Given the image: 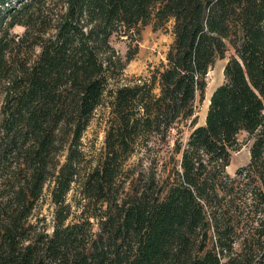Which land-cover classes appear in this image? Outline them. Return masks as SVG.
<instances>
[{
	"label": "trees",
	"instance_id": "obj_1",
	"mask_svg": "<svg viewBox=\"0 0 264 264\" xmlns=\"http://www.w3.org/2000/svg\"><path fill=\"white\" fill-rule=\"evenodd\" d=\"M169 21L165 61L114 85L136 49L122 59L111 35ZM0 87V264H264V0H0ZM102 106L93 154L81 138ZM184 122L166 175L135 176L131 155ZM242 132L250 159L230 176Z\"/></svg>",
	"mask_w": 264,
	"mask_h": 264
},
{
	"label": "rangeland",
	"instance_id": "obj_2",
	"mask_svg": "<svg viewBox=\"0 0 264 264\" xmlns=\"http://www.w3.org/2000/svg\"><path fill=\"white\" fill-rule=\"evenodd\" d=\"M171 23L169 21L159 27H154L153 23L146 24L140 28L138 34H134L132 37L126 36L122 32L111 35L110 43L122 59L125 58L129 48L136 49L132 58L125 65L118 81H113L114 85L131 83L138 77H148L151 69L161 61H165L166 52L173 39ZM23 29L22 26L16 25L12 29V32L21 34ZM232 54L233 48L228 45L224 57L218 58L208 70L204 97L197 101L195 112L197 124L204 122L210 94L217 85L223 82V67ZM2 100L3 91L0 87V105ZM107 115V107H100L82 135L81 141L83 147L89 153H98L103 147ZM190 131L191 125H189V122H184L179 125V129L174 128L171 130L166 143L155 144L149 153L141 149L132 154L127 163L132 168L133 174L135 176L146 175L153 171L157 175H166L174 162H177L180 158V155L174 152L175 141L180 140L185 142ZM238 141L240 145L231 152L229 164L226 166V173L230 176H234L236 170L246 165L250 159L252 140L247 139L246 134L242 132L238 135ZM171 157H174L175 160ZM73 192L69 193V197ZM36 214L50 228L53 217V205L49 202L46 195L36 210Z\"/></svg>",
	"mask_w": 264,
	"mask_h": 264
},
{
	"label": "bare ground",
	"instance_id": "obj_3",
	"mask_svg": "<svg viewBox=\"0 0 264 264\" xmlns=\"http://www.w3.org/2000/svg\"><path fill=\"white\" fill-rule=\"evenodd\" d=\"M209 96V95H208Z\"/></svg>",
	"mask_w": 264,
	"mask_h": 264
}]
</instances>
